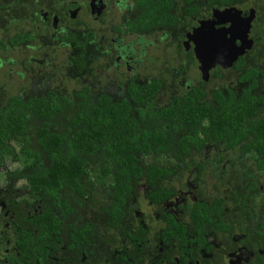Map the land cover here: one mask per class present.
Returning a JSON list of instances; mask_svg holds the SVG:
<instances>
[{"label": "flooded vegetation", "instance_id": "flooded-vegetation-1", "mask_svg": "<svg viewBox=\"0 0 264 264\" xmlns=\"http://www.w3.org/2000/svg\"><path fill=\"white\" fill-rule=\"evenodd\" d=\"M29 8L36 18L7 19L14 30L0 38L9 43L0 47V108L9 92L28 113L0 151V264H264V146L244 130L264 119V0H31ZM200 27L207 50L197 46ZM217 51L220 63L210 57ZM51 97L57 110L31 107ZM233 100L239 130L215 128L210 117ZM99 103L124 106L122 128L106 133L133 137L138 169L115 223L104 210L112 177L98 169L107 160L84 163L83 204L67 186L48 193L40 176L56 151L44 144L49 136L66 149L68 139L105 129L109 114L79 112ZM192 104L204 113L183 115Z\"/></svg>", "mask_w": 264, "mask_h": 264}, {"label": "trees", "instance_id": "trees-1", "mask_svg": "<svg viewBox=\"0 0 264 264\" xmlns=\"http://www.w3.org/2000/svg\"><path fill=\"white\" fill-rule=\"evenodd\" d=\"M30 1L31 0H0V38L3 36V33H5V30L1 31L3 28L10 27V25L13 24L11 22L25 18V14L36 18V14L31 13L32 9L29 8ZM162 6L163 3L161 2V8ZM7 19H9L10 25H8ZM0 42L2 43L0 45L1 50L5 47L4 45L9 47V43L6 44V37L0 39ZM1 53H3V51ZM31 101L34 102L31 104V107L41 116H45L57 110V106L53 105V101L55 100L52 97L48 99V102H46L45 99L40 100L38 98L31 99ZM238 101L240 100L231 101L228 103L230 107L226 108L224 105L219 111H216L217 113L215 114L217 116L212 115L210 117V119L214 121L215 128H221L224 124L225 130L228 132L238 129L235 126H237V120L242 119L243 113L242 111L239 112L237 116L233 115L235 114L237 105L241 104V102ZM5 102L6 105L0 108V151L1 149L3 150L4 146H7V139L16 136L23 130L24 122L28 117V113L25 109L26 103L20 96L11 95V93L8 92L5 97ZM220 103L222 105L224 104L222 102ZM193 105L197 106L199 104H192V109L188 111H186V109H181L182 113L184 112L183 115L187 116V114L191 113L193 115L204 113V110L196 109ZM111 107H108V105L106 106L105 103L96 105L81 104L79 112L82 114L83 118L85 116L89 117L94 113H99L101 115L109 114V122H105V120L101 121L103 124H106L105 129L90 132V134H93L92 137L90 134L86 136V133L82 132V135H80L81 137L78 134L73 138V141L72 139H68L65 142L66 149L62 148L63 141L61 138L49 136L48 139L44 141V144L56 147V151L49 152V154L53 156L51 159V162H53L51 164L52 166L48 170H42L40 176L41 183L46 185L47 190H49L48 193L58 196V191L67 186L73 188L74 192L77 193L76 197L78 199L82 198L83 204L84 201L88 199L87 196L89 195V190H86L85 184L79 179V177L84 175L87 171L84 167V163L89 164L94 161L102 162L103 160H107L111 167L106 165L98 169L109 177H112L111 188L108 191L112 197V203L108 207L105 206L104 210L111 216L113 220L112 223H115L117 215L122 213V206L125 201L124 197L128 196L129 180L133 175H136L135 173L138 172V169L132 168L131 165V162L135 160L132 156V152H130L134 147L133 137H127L120 133L115 136L114 134L111 135V133L114 132L111 130L112 125L114 128H116V125L118 128H122V121L119 119L125 111L124 106L113 105ZM219 112H221L223 117H218ZM234 116L236 118H234ZM102 118L106 119V117ZM83 120L84 119H82V122ZM245 127L246 129L244 130L247 132L252 130L256 143L264 146V119L254 121V123L246 125ZM88 129L91 128L88 126ZM107 131H111V133H106ZM95 133L96 135L94 136ZM231 141L234 143L236 139L231 137ZM250 141H252V139ZM102 145L103 148L99 149ZM95 147L100 150L98 152V160H96L93 155ZM61 149H63V151H61ZM24 151L28 155V157L25 156L27 159H35L33 155L34 152L28 150ZM87 153L89 155H87ZM110 159L113 161L112 163ZM96 165L99 167L98 163ZM99 173V179L104 180L105 177H102Z\"/></svg>", "mask_w": 264, "mask_h": 264}, {"label": "water", "instance_id": "water-1", "mask_svg": "<svg viewBox=\"0 0 264 264\" xmlns=\"http://www.w3.org/2000/svg\"><path fill=\"white\" fill-rule=\"evenodd\" d=\"M200 30H199V34H200V37H199V39H200V42H201V44H199L198 45V43H197V46H199L200 47V49H203V50H207L208 48H206V42H207V38L205 39V37L203 36L204 34H202L204 31H202L203 29H204V27H200L199 28ZM218 33V34H223V37L226 39V40H229L230 41V39H228L227 37H226V31H225V33L223 32V30H222V32H220V31H214V33ZM204 42V43H203ZM203 43V44H202ZM241 52V50L237 47V49H236V52H235V54H234V56H233V58L234 57H236L239 53ZM211 57V59H212V61L213 62H218V63H220L221 62V58L223 57L222 56V54H220V51H217L213 56H210ZM198 60L200 61V63H202L203 62V60H204V54H200L199 56H198ZM228 60H229V58H228ZM227 63H228V61H227Z\"/></svg>", "mask_w": 264, "mask_h": 264}, {"label": "rangeland", "instance_id": "rangeland-1", "mask_svg": "<svg viewBox=\"0 0 264 264\" xmlns=\"http://www.w3.org/2000/svg\"><path fill=\"white\" fill-rule=\"evenodd\" d=\"M19 26H20V25H18V27H19ZM8 29H9V30H5V31H4V28H3L1 31L7 32V31H12V30H14V28H12V27H11V28L9 27ZM10 29H12V30H10ZM16 54H17V53H16ZM11 55L14 56V53H12ZM4 78H5V76L3 75V72H0V79L3 81ZM14 83H17V81H16V80H11V81H10V85H9V87L12 88ZM15 85H16V84H15Z\"/></svg>", "mask_w": 264, "mask_h": 264}]
</instances>
